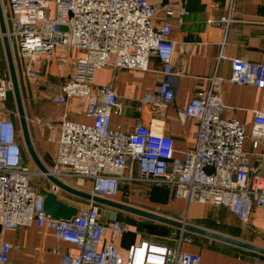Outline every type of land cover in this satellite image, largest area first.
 Segmentation results:
<instances>
[{"label": "built area", "instance_id": "2783aa9c", "mask_svg": "<svg viewBox=\"0 0 264 264\" xmlns=\"http://www.w3.org/2000/svg\"><path fill=\"white\" fill-rule=\"evenodd\" d=\"M6 4V33L25 80L37 78L32 63L45 62L56 48L79 51L73 74L62 84L54 102L63 105L80 100L81 111L91 123L61 122L55 164L47 168L51 176L72 187L70 181L86 180L89 189L74 188L111 201L119 196L123 182L165 186L187 206L228 209L244 227L253 208L264 211V178L255 174L243 150L245 127L222 117L221 77L213 76L209 88L198 91L178 113L180 122L193 120L198 127L194 148L180 157L175 156L173 140L149 125L137 122L130 132L111 127V116L119 111L118 96L111 85L96 86L95 73L105 68L144 72L153 58L161 65L163 80L157 92L143 102L171 103L174 94L169 76L175 52L171 21L181 26L187 15L184 8L153 7L147 0H6ZM159 15L162 18L156 22ZM220 21L226 25L229 13ZM230 76L236 85L264 89V66L233 58ZM9 92L12 85L2 76L0 59L1 231L33 224L52 231L58 241L77 251L61 254L59 264H200V255L183 249L194 242L185 232L167 237L166 245L140 240L123 259L112 242L126 233L127 227L117 217L103 222L101 205L90 201L83 200L85 206L70 220L49 217L43 210L44 197L31 183L34 176L45 177L25 164L14 123L3 107ZM251 124L248 138L257 148L264 140V111L255 112ZM46 128L52 131L51 125ZM49 138L53 140L54 133ZM133 164L137 175L126 176ZM49 191L79 200L53 184ZM107 232L109 239L105 240ZM19 249L18 244L1 240L0 264H11L10 254ZM256 264H264V257H257Z\"/></svg>", "mask_w": 264, "mask_h": 264}, {"label": "crops", "instance_id": "0c3cea01", "mask_svg": "<svg viewBox=\"0 0 264 264\" xmlns=\"http://www.w3.org/2000/svg\"><path fill=\"white\" fill-rule=\"evenodd\" d=\"M147 2L153 7L170 5L175 10L184 8L187 11L181 26H178L175 20L171 21L173 31L170 39L175 44V52L173 74L169 76V81L174 99L171 103L162 104L143 102L146 96L157 92L163 80V76L160 75L161 65L153 58L150 60L148 70L144 72L129 70L115 72L108 68L101 69L95 73V85H111L118 96L119 111L111 116V127L130 132L137 122L149 125L173 140L175 156L180 157L184 152L194 148L198 127L193 120L180 122L178 113L189 104L198 91L209 88L213 76H219L224 80L221 91L224 105L222 117L235 119L244 125L246 138L243 150L247 153L249 165L254 168L255 174L264 178V140L257 148H253L252 141L248 138L254 113L264 111V89L239 86L230 81L233 58L245 60L254 66H264V0H147ZM5 5L7 6L6 1ZM228 13L230 21L225 25L220 20ZM161 18L159 15L156 22H160ZM78 56L79 51L62 46L56 48L45 62L32 63L37 71V79L29 81L24 92L20 89L21 98L27 102V109L25 106L24 112L28 111L25 117L30 140L40 162L46 168L55 164L56 136L61 122L65 119L78 124L91 123L81 111L80 100L72 99L63 105L54 102L60 94L62 84L73 74L74 61ZM8 118L13 120L12 117ZM47 124L52 126V131L46 128ZM51 133L55 135L53 140L49 138ZM34 166L32 169L37 170ZM131 167L132 170L128 171L126 176L137 175L136 165L133 164ZM39 178L44 180L42 177L33 179L31 182L33 186L38 190H48L50 186L48 181ZM71 183L73 187L90 188V182ZM152 188L154 187H145L135 182H123L116 201L129 206L137 203L141 209L151 208L156 206L155 202L160 198L151 193ZM164 190L169 193L168 197H171L169 205L164 208L173 210L177 205L183 212L185 203L176 200L167 187ZM59 199L80 209L85 206L84 202L80 203L72 197L59 195ZM170 205H173V208H170ZM192 206L194 213L191 216L188 208ZM188 208L179 219L264 248V211L253 208L249 224L244 227L226 208H213L205 204H192ZM101 211L103 222L108 223L117 217L121 218L120 221L127 227V232L112 242L123 259L127 257L129 248L140 240L168 244L166 235L158 240H152L150 236L147 239L146 233L149 228L157 226L154 222L103 206ZM165 231L172 232L169 236L179 234L178 230L167 226ZM107 239L108 232L105 235V240ZM192 239L193 244L184 245L183 249L200 255V264H256V258L259 257L201 236L192 235ZM1 240L20 246L17 252L10 254L11 264H59L61 254L67 251L73 254L77 252L72 245L58 241L52 231L40 229L35 224L17 230H0ZM54 249L58 250L57 253L53 252Z\"/></svg>", "mask_w": 264, "mask_h": 264}, {"label": "water", "instance_id": "95a60500", "mask_svg": "<svg viewBox=\"0 0 264 264\" xmlns=\"http://www.w3.org/2000/svg\"><path fill=\"white\" fill-rule=\"evenodd\" d=\"M0 33L2 35V47L5 53V60L8 69V79L12 85V95L16 107V115L18 116L20 131H21V140L24 147L27 150L28 156L31 162L35 165L36 169L45 177L49 184L56 186L62 193L71 195L79 200L90 201L97 205H101L113 211H120L124 214L130 216H136L144 220H149L151 222L157 223L162 226L172 227L179 232H185L194 236H201L212 241H219L228 246H234L238 249H241L246 252H250L259 256L264 257V248L257 246L251 242H245L243 240L228 237L222 235L218 232H212L202 227H197L191 224L186 223L185 220L177 221L169 217H163L151 211H146L135 206H129L118 201H111L103 199L100 197H95L90 195L86 191H80L68 184H64L58 179H55L48 173L47 168L40 162L34 147L32 146L30 140V134L28 131V125L26 120V114H24L23 102L20 93V83L17 79L16 67L14 65V60L12 56V51L10 49L7 33H6V21L3 16L2 4L0 0ZM39 194L44 197L43 210L51 218L55 220L66 221L70 220L77 215L78 207L65 204L55 193L48 192L47 189H40Z\"/></svg>", "mask_w": 264, "mask_h": 264}, {"label": "rangeland", "instance_id": "374dc122", "mask_svg": "<svg viewBox=\"0 0 264 264\" xmlns=\"http://www.w3.org/2000/svg\"><path fill=\"white\" fill-rule=\"evenodd\" d=\"M5 1L6 0H1V2L4 3V6H2L3 7L2 8V10H3V16L5 17V21H7V19H8L9 16L7 14ZM8 41H9L10 49L12 51L14 65L16 67V72H17V79H18V82L20 83V89H21L22 92H24L25 87L28 86L29 83H30L29 81H32V80L27 81V80H25L22 77L21 65L19 64V60L17 58L16 50L12 46V44H11V42H10L9 39H8ZM0 59H1V66H2V76H3L4 79H8V69H7L6 60H5L4 49L2 47V38H0ZM33 80H35V79H33ZM22 102H23V108L26 106V109H27V102H26V100L25 99H22ZM3 107H4L5 111H8V117H12L13 118V120H11L10 118L9 119L14 123L15 130L17 131V142H18L19 146L21 147L22 155H23V160H24L25 164H27L29 166V168L32 170V167L34 166V164L31 163V160H30V158L28 156L27 150L24 147L23 142L21 140V131H20V126H19L18 116L16 115V107H15V102H14V98H13L12 93H10L8 95V100L4 103ZM27 113H28V111H27ZM27 113L24 112V114H26V115H27ZM48 167L50 168V166H48ZM35 169H36V167H35ZM37 177L38 176H34L31 179V182L33 181V179H37ZM39 179H41V178H39ZM41 180H43V179H41ZM43 181L46 182V179H44ZM72 181H76V182H82V181L83 182H87L86 180H83V179H81V180H72ZM72 181H70V184L71 185H72V183H71ZM148 187L151 188V186H148ZM78 188H81V189H84V190L85 189L86 190L88 189L86 186H84V187H78ZM164 188H165V186H164ZM164 188L163 187H159V186H155L154 188H152L151 193L154 196H157V197L159 196L160 198H158L157 202H155L156 203V206H152L151 208L148 207L147 209H143V210L151 211V212L156 213V214H158L160 216H163V217L166 216V217H169V218L174 219V220H177V221H181V219H179V216L181 218L183 216V212L187 211L188 209H189L190 215L191 216L193 215V213H194V211H192L194 209L193 206L191 208H188V206H190L192 204H190L188 206L185 204V208H184L183 212L180 209L177 208V205L174 208H173V205H170L169 206L170 208H173V210L167 209L166 207L164 208V206L169 205L168 202L170 203V199H171V197H168L169 196V193L167 191H165ZM78 201H80V203H81L83 200L82 201L81 200H78ZM136 202H138V201H136ZM132 204H133L132 206H135V207L141 209V207L139 205H137V203H132ZM120 220L122 221L121 218H120ZM157 226H162V225L157 224ZM171 229L175 230L172 227H171ZM146 235H147L146 236L147 239H149L151 237L152 240H154V239H157L158 240L160 238H164V236H165L163 230L156 229V228H149V230L147 231Z\"/></svg>", "mask_w": 264, "mask_h": 264}, {"label": "trees", "instance_id": "16d2710c", "mask_svg": "<svg viewBox=\"0 0 264 264\" xmlns=\"http://www.w3.org/2000/svg\"><path fill=\"white\" fill-rule=\"evenodd\" d=\"M11 93V92H10ZM153 226V225H152ZM160 227H162V228H159V226H153V227H151V228H158V229H161V230H163V232H164V235H166V236H168L169 237V235L172 233L171 231H165V228H166V226H160ZM164 228V229H163ZM168 228V227H167ZM189 236H191L192 237V235H190V234H188Z\"/></svg>", "mask_w": 264, "mask_h": 264}]
</instances>
